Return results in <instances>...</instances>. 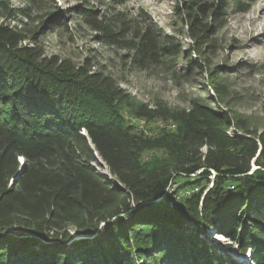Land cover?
Wrapping results in <instances>:
<instances>
[{"label":"trees","instance_id":"1","mask_svg":"<svg viewBox=\"0 0 264 264\" xmlns=\"http://www.w3.org/2000/svg\"><path fill=\"white\" fill-rule=\"evenodd\" d=\"M187 7L193 35L204 39L211 29L204 16H223L227 2ZM80 13L132 49L139 70L159 53L176 54L173 38L149 24ZM20 15L29 17L0 0V264H237L206 239L213 230L264 264V136L238 124L229 132L228 112L197 101L189 108L133 101L104 70L23 43L35 36ZM123 107L174 128L146 136ZM153 148L165 155L144 161ZM98 157L113 178L91 164ZM254 158L259 168L251 172ZM188 187L197 190L179 195ZM70 225L83 236L98 229L99 238L66 244Z\"/></svg>","mask_w":264,"mask_h":264},{"label":"rangeland","instance_id":"2","mask_svg":"<svg viewBox=\"0 0 264 264\" xmlns=\"http://www.w3.org/2000/svg\"><path fill=\"white\" fill-rule=\"evenodd\" d=\"M9 1L12 8H23L29 13L28 18L23 15L19 18L27 22L35 40L23 43L36 42L44 48L46 55L55 54L75 66L92 64L91 70H104L133 101L150 106L162 101L173 108H189L197 101L217 111L228 112L234 123L229 132L237 129L238 124L242 126L240 129H247L256 137L264 136V0H226V14L217 18L211 13L204 16L205 22L211 24L210 33L204 39H198L192 33L187 7L191 0ZM202 2L218 5L221 0ZM86 9L102 22L119 16L133 27L149 24L161 35L173 38L176 54L159 53L145 69L139 70L131 64L132 49L109 41L106 30L96 29L84 21L80 12ZM7 21L11 25L19 23L18 20ZM123 108L126 117L146 136H158L162 130L174 128L171 121L135 117L130 109ZM164 155L161 149L153 148L143 154V160ZM24 160L19 156L20 163ZM91 164L103 176L113 178L102 158L98 157V161ZM251 165L257 166L256 163ZM193 175L190 178H195ZM213 178L211 175L210 181L202 182L201 186L208 190ZM186 180L179 178L177 182ZM173 188L174 185L168 190ZM196 190V187L184 188L179 195ZM130 204L136 206L135 200L130 199ZM102 225L106 226L105 223ZM66 231L70 234L66 244L81 238L90 241L99 238L98 230H88L86 235L79 236L70 225ZM206 232L209 243L227 253L228 259L237 264H253L251 253L238 254L237 242L219 231Z\"/></svg>","mask_w":264,"mask_h":264},{"label":"water","instance_id":"3","mask_svg":"<svg viewBox=\"0 0 264 264\" xmlns=\"http://www.w3.org/2000/svg\"><path fill=\"white\" fill-rule=\"evenodd\" d=\"M247 136L250 137V135H247ZM257 156H258V154H257ZM251 163H253V166L255 165V158L252 160ZM258 168H259V167H257V166H256V167H252V165H251V172H252V171H255V170L258 169ZM114 218H115V217H114ZM114 218H113V219H114ZM103 223L106 224L107 221H106V222H105V221H102V222L100 223V227H99V228H101V227L103 226V225H102ZM95 230H98V229H95ZM95 230H91V231H95ZM77 233H78V232H77ZM78 235H79V236H83V234H81V233H78ZM229 248H231V247L229 246ZM237 252H238V254H240V255H242V256H243V255H246L248 252L251 253L250 250H247V251L243 252V251H240L239 249H238ZM253 264H255V263L253 262Z\"/></svg>","mask_w":264,"mask_h":264}]
</instances>
